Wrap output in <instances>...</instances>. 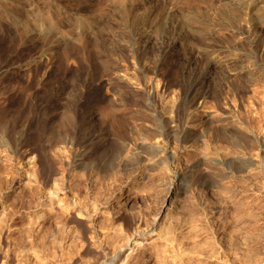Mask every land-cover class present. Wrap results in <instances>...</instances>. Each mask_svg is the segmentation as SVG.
Masks as SVG:
<instances>
[{"label":"rangeland","instance_id":"1","mask_svg":"<svg viewBox=\"0 0 264 264\" xmlns=\"http://www.w3.org/2000/svg\"><path fill=\"white\" fill-rule=\"evenodd\" d=\"M233 1L0 0V264H121L152 227L126 264H264V0Z\"/></svg>","mask_w":264,"mask_h":264},{"label":"bare ground","instance_id":"2","mask_svg":"<svg viewBox=\"0 0 264 264\" xmlns=\"http://www.w3.org/2000/svg\"><path fill=\"white\" fill-rule=\"evenodd\" d=\"M234 2V1H233ZM250 0H236L234 3H236V5H240V6H243L244 8H249L250 7ZM255 2V1H254ZM233 7H235V6H233ZM232 7V8H233ZM261 7V6H260ZM253 8V7H252ZM250 9V8H249ZM227 12V11H226ZM220 13H222V12H220ZM233 13V11L231 12V14ZM235 13V12H234ZM219 15V14H218ZM98 17V14H96V13H93V14H90V16H88L87 18H86V22L87 23H91V22H94L95 20H96V18ZM207 17H209L208 15H207ZM231 16H230V13L229 14H227V13H222L221 15H219V16H216V18L214 19V18H212V20H211V22H210V18H211V16L209 17V18H207L208 19V22L207 21H204V22H202V28H199V27H197V26H195V27H192L191 26V29L192 28H194V30H196V31H204V30H208V31H211L212 32V35H215L216 34V36H217V33H219L220 32V29H222L223 28V24H225V22H227L228 21V19L230 18ZM235 17V16H234ZM202 19V18H201ZM206 19V20H207ZM194 19H193V17L192 18H190L189 19V21H188V19H187V22L186 23H190L189 25H191V24H193L192 23V21H193ZM196 21V20H195ZM230 21V20H229ZM185 22V21H184ZM224 22V23H223ZM19 24V22H17L16 23V25L15 26H17ZM195 24H196V22H195ZM194 24V25H195ZM200 24V23H199ZM246 24H247V22H246ZM184 25H185V23H184ZM188 25V24H187ZM225 26V25H224ZM185 27V26H184ZM160 29H162V28H160ZM165 30V29H164ZM228 30V29H227ZM222 31V30H221ZM200 32V33H201ZM210 33V32H209ZM231 33V32H230ZM242 33V32H241ZM176 34V33H175ZM205 34V33H204ZM174 38H173V41H172V43L173 42H176V41H178L179 39H180V34H178V35H175V36H173ZM250 40V39H249ZM219 55V54H218ZM221 57H223V56H221ZM221 57H219V58H221ZM223 61V62H222ZM227 61H228V59L227 58H225V56L223 57V60L221 59V62L222 63H226L227 64ZM228 67V66H227ZM232 73H234V72H232ZM230 77V76H229ZM161 81L162 80H160L159 78H157V77H155V78H151V80L149 81V83L153 86V88H155L156 90L157 89H160V85H161ZM168 86H171V85H168ZM169 88V93H167L168 95H167V97H165L166 98V103H170V106L172 105V107H174L175 108V102H177V101H175V95H176V93H177V91L174 89V88H171V87H168ZM167 88V89H168ZM165 96V95H164ZM164 99V98H163ZM164 102V101H163ZM174 102V103H173ZM169 105V104H168ZM177 105V104H176ZM169 106V107H170ZM169 107H168V109H169ZM171 107V108H172ZM173 108V109H174ZM172 109V111H174ZM175 112V111H174ZM189 114V113H188ZM189 116V115H188ZM191 117V116H190ZM264 130V129H263ZM262 132V131H261ZM262 134V136H263V138H264V131L261 133ZM263 144V143H262ZM57 152L59 153H61V150H62V147H57ZM36 161L34 160V158H29L28 159V161H27V164H25V165H23V166H21V167H19V171H20V169H24V167H26L25 168V174L27 175V176H32V177H34L35 176V168H36ZM182 164L180 163L179 164V162L178 163H176V165L174 164V167H173V169H174V171L175 172H179V170L182 168V166H181ZM182 173L184 174L185 172H181V173H179L178 174V176H180V175H182ZM61 174V173H60ZM62 174H63V172H62ZM176 177L177 176H175V178L173 179L174 181H173V184H174V187L177 185L176 184V182H177V180L178 179H176ZM34 179H35V177H34ZM28 182V181H27ZM128 182V181H127ZM49 188V187H48ZM63 191H65V190H63ZM60 189H59V185H58V183H57V181H55L54 180V182L52 183V185L50 186V188L49 189H47V190H45L42 194H41V204H43V201L45 202V200L46 199H49V198H59L60 197ZM66 192V191H65ZM62 198V197H61ZM64 199V198H63ZM59 200H60V198H59ZM62 202H64V201H62ZM68 202V201H67ZM46 203V202H45ZM65 205V204H64ZM67 205V204H66ZM65 205V206H66ZM64 208V207H63ZM92 217V216H91ZM33 219V218H32ZM32 219H31V221L30 222H28V228H27V233H29V234H31L32 232H33V230H34V228H35V226L33 225V221H32ZM92 220V219H91ZM90 220V221H91ZM158 220V215H157V217H155V221H157ZM154 226H155V224H154ZM150 231H155V227H152V228H150V229H148L147 231H145V232H142V231H135L133 234H131V235H129V236H127L126 238H125V241H124V243L119 247V249H118V252H117V255L114 257V260L115 259H119V258H122L123 260H122V263L121 264H126V261H127V259L128 258H130V257H132V256H134L135 254H138V253H144V251H145V249H146V247L148 246L147 244L150 242H148L147 241V238H146V233H148V232H150ZM156 232V231H155ZM170 246V245H169ZM64 247V246H63ZM146 252V251H145ZM28 259V258H27ZM24 260V259H23ZM25 260H26V257H25ZM24 260V261H25ZM27 261V260H26ZM6 264V263H5ZM106 264H109V263H106Z\"/></svg>","mask_w":264,"mask_h":264}]
</instances>
